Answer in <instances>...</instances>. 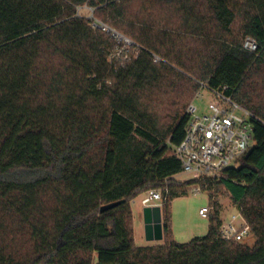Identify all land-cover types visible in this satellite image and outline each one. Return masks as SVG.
Listing matches in <instances>:
<instances>
[{"label":"trees","instance_id":"trees-1","mask_svg":"<svg viewBox=\"0 0 264 264\" xmlns=\"http://www.w3.org/2000/svg\"><path fill=\"white\" fill-rule=\"evenodd\" d=\"M85 5L137 59L110 62L119 45ZM263 70L264 0H0V264H264ZM169 78L193 83L189 100L203 83L254 114L253 146L218 180L254 247L221 238L218 210L206 236L173 240L172 202L210 181L175 184L189 103L165 128L145 104ZM164 188L166 245L138 248L130 204Z\"/></svg>","mask_w":264,"mask_h":264},{"label":"built area","instance_id":"built-area-1","mask_svg":"<svg viewBox=\"0 0 264 264\" xmlns=\"http://www.w3.org/2000/svg\"><path fill=\"white\" fill-rule=\"evenodd\" d=\"M93 29H100L111 34L119 42L116 52L119 56H126L130 48L140 51L134 42L125 38L114 29L99 21H92ZM137 47V48H136ZM244 49L253 55H258L259 45L248 37L244 42ZM113 63V61H110ZM200 91L195 100L204 101V90L212 96L208 104V112L201 114L195 100L186 109L188 117L185 136L182 143L176 148V156L181 162L182 175L191 176L193 179L206 178L210 182L221 178L223 172L232 167L239 158L249 152L254 143V114L241 107L231 97L224 95L223 91L210 89L201 83ZM241 111L242 115H238ZM197 187L195 193H200ZM142 200L143 207L161 208L165 205L169 189L149 191ZM238 209V208H237ZM211 207H203L199 214L209 218ZM252 235L250 226L238 209L228 221H224L220 236L227 242L243 243Z\"/></svg>","mask_w":264,"mask_h":264},{"label":"rangeland","instance_id":"rangeland-1","mask_svg":"<svg viewBox=\"0 0 264 264\" xmlns=\"http://www.w3.org/2000/svg\"><path fill=\"white\" fill-rule=\"evenodd\" d=\"M234 4L240 2V0H233ZM78 13L89 19L91 21H99L104 23L100 17H98L95 9L91 8L88 5H85L78 9ZM158 17L161 18V13ZM161 16V17H160ZM175 19V23H179ZM105 25L111 27L109 24L104 23ZM176 24V25H177ZM115 30V29H114ZM238 27L236 28V31ZM117 31V30H115ZM118 32V31H117ZM121 34L120 32H118ZM123 35V34H121ZM109 36L114 39V41L119 44L118 40L114 38L111 34ZM124 36V35H123ZM127 38L126 36H124ZM131 40L130 38H127ZM134 42L133 40H131ZM135 43V42H134ZM136 46L137 43H135ZM139 47V46H138ZM135 48V47H134ZM134 48L128 49L126 51V56H119L116 52L119 49V46L111 52V56L109 57L110 61L112 60L114 63L120 62V64L127 62V60L137 59L140 55V51L135 50ZM137 48V47H136ZM140 49V47H139ZM159 63H163V60L155 56L154 57ZM260 78L264 79V70L262 71L260 76L254 78L256 81H260ZM170 79V78H169ZM259 79V80H258ZM173 84H175L173 86ZM193 83H189L188 81H176L174 78L170 80L163 81L159 83L156 88L152 91V93H147V98L145 104L148 107V110L151 114L160 118V126L165 128V126L171 124L172 122V114L175 110H180L181 112H186L187 103H192L196 96L190 97V87ZM264 88L259 85L260 88ZM204 101L195 100V104L199 106L200 113L204 114L208 112L207 107L208 104L212 100V96L208 93V91L204 90ZM186 104V105H185ZM185 105L186 108L182 111V106ZM238 115H242L241 111H237ZM242 163V160L239 162ZM232 167H237V164L234 163ZM193 180L191 176L181 174L175 178V184H185ZM199 187L201 189L200 193H195V189ZM187 196H182L176 198L171 204V218H172V232H173V240L179 244H187L191 242L196 237L206 236L209 232L210 226V218L214 215L215 212H218L220 216V220L222 222L228 221L232 215L238 213V209L233 203L228 191L223 187L220 181H212L210 183H206L205 185L199 184L197 186L186 187ZM144 199V195H140L134 201L131 202V211H132V220L131 226L133 231V237L135 246L138 248H159L166 245L165 239L163 241H148L146 236L145 226L143 225V210L144 207L142 205V200ZM203 207H211L209 218H203L200 216L199 211ZM244 245L249 247H254L256 244V238L251 235L250 238H247L244 242Z\"/></svg>","mask_w":264,"mask_h":264},{"label":"water","instance_id":"water-1","mask_svg":"<svg viewBox=\"0 0 264 264\" xmlns=\"http://www.w3.org/2000/svg\"><path fill=\"white\" fill-rule=\"evenodd\" d=\"M122 202L111 203L101 208V212L110 211ZM144 226L146 230V236L148 241H163V216L162 208L160 206L146 207L143 210Z\"/></svg>","mask_w":264,"mask_h":264},{"label":"crops","instance_id":"crops-1","mask_svg":"<svg viewBox=\"0 0 264 264\" xmlns=\"http://www.w3.org/2000/svg\"><path fill=\"white\" fill-rule=\"evenodd\" d=\"M178 177V176H177ZM144 208H146V207H144ZM143 225H144V219H143Z\"/></svg>","mask_w":264,"mask_h":264}]
</instances>
